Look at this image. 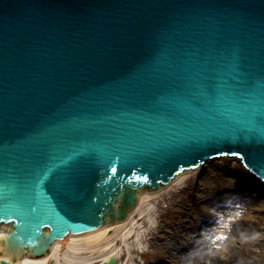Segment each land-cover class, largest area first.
<instances>
[{
  "label": "water",
  "instance_id": "water-1",
  "mask_svg": "<svg viewBox=\"0 0 264 264\" xmlns=\"http://www.w3.org/2000/svg\"><path fill=\"white\" fill-rule=\"evenodd\" d=\"M235 153L264 178V0H0L3 264Z\"/></svg>",
  "mask_w": 264,
  "mask_h": 264
},
{
  "label": "bare ground",
  "instance_id": "bare-ground-1",
  "mask_svg": "<svg viewBox=\"0 0 264 264\" xmlns=\"http://www.w3.org/2000/svg\"><path fill=\"white\" fill-rule=\"evenodd\" d=\"M214 165H230L231 168H227L223 176H217L205 185V193H208L209 197H202L204 203L209 199L210 204H212V200L218 192L247 195L242 190L241 185L247 181L248 177L235 176L236 168L239 167V169L245 171L244 175H251L245 170L244 165L238 158L232 156L213 157L207 163H204L203 167L211 168ZM201 170L200 168L185 170L176 175L175 181L157 190L143 193L139 196L138 204L129 216L123 220L107 223L98 229L58 240L52 245L53 248L48 254L30 262L29 257H25L17 261L16 264H50V262L55 264H100L111 256L118 258L122 252H126L129 248L128 241L130 239L136 241L139 249L142 247L140 244L143 240L147 244H152L153 237L149 235L152 230L151 227L159 226V209L157 208L160 205L159 198H163L165 194H170L171 200L176 203L174 196L181 190L188 193V180ZM253 179L257 183L251 187L252 192L248 194L259 192L258 188L260 189V187L258 186H264V180L261 178L256 177ZM153 203L156 204L153 205ZM179 206H181V202L175 205L178 215L182 212V209L178 210ZM258 210L260 209L258 208ZM222 215V212L216 213V215L213 213V215L208 214L204 218L198 219V229L188 231V233L184 232L185 227H188L184 226V223L175 224V228H172V230L162 229V232L158 234V241L164 249V258L151 264H210V262L213 264L214 250H218L220 245L227 249H235L239 238L248 236L252 232H256L254 235L252 234V239L257 243V246H250L249 251L250 253H256V255H263L264 226L260 223L261 219L253 225L248 220H242L236 226L235 222L229 219L234 214L227 213L228 218L226 219H221ZM217 218H220L221 221ZM153 222L157 223L154 224ZM218 227H230V229L224 231V233H216L215 229ZM236 232L239 237L234 241L230 237ZM173 233L178 235L177 238L172 237Z\"/></svg>",
  "mask_w": 264,
  "mask_h": 264
},
{
  "label": "rangeland",
  "instance_id": "rangeland-1",
  "mask_svg": "<svg viewBox=\"0 0 264 264\" xmlns=\"http://www.w3.org/2000/svg\"><path fill=\"white\" fill-rule=\"evenodd\" d=\"M227 168H231L230 165H214L209 167H202L196 175L192 176L187 184L189 186L188 193L184 190H181L175 197L176 203L172 201L170 194H165L163 198H159V223L158 227H151L150 237L152 235V244H147L145 240L141 241L140 246L138 247L134 239L128 241L129 248L126 252H122L118 257V264H151L152 262L163 259L164 249L159 243L158 234L163 230H172L175 228V224L184 223L185 227L184 232L194 231L197 228L198 219L204 218L209 215H216V213L222 212L223 215L221 219L228 218L227 213L234 214L229 219H232L236 226L242 220H248L249 223L255 224L261 219L260 223L264 226V186H258L259 192L254 194H248L252 192L251 187L257 183L253 178L254 176L244 175L245 171L242 169L236 168V175L243 178H247V181L241 185L242 190L247 195H240L237 193L229 194L218 192L215 194V197L210 204L209 199L206 200V203L203 202L202 197H209L208 193H205L206 187L212 179L217 176H223L226 173ZM239 177V178H240ZM253 177V178H252ZM198 184V186H196ZM189 195V196H188ZM181 202V206L178 207V210L182 209V212L177 214V209L175 205ZM156 203H153L155 205ZM183 207V208H181ZM258 208L260 210H258ZM220 218L217 220L221 221ZM156 224L157 222H153ZM229 224V223H228ZM230 227L216 228V233H224V231L229 230ZM256 232H252L250 235L242 236L239 238L235 249H227L224 246L220 245V248L214 250V263L213 264H264V253L263 255H256V253H250V246L256 247L257 243L253 241V236ZM171 236V235H170ZM177 238V234L173 233L172 237ZM229 237V235H228ZM239 237V234L236 232L230 239L236 241ZM242 242L240 243V241ZM240 243V244H239ZM121 245V244H119ZM165 246V245H164ZM163 246V247H164ZM136 261V262H135ZM169 264V263H167ZM210 264H212L210 262Z\"/></svg>",
  "mask_w": 264,
  "mask_h": 264
},
{
  "label": "snow or ice",
  "instance_id": "snow-or-ice-1",
  "mask_svg": "<svg viewBox=\"0 0 264 264\" xmlns=\"http://www.w3.org/2000/svg\"><path fill=\"white\" fill-rule=\"evenodd\" d=\"M243 131L245 132V134H255L257 133L258 130L255 127H252V128H245ZM217 154H222V153H217ZM235 155H239V153H235ZM192 166L195 167V165ZM111 170L112 172H115L116 168L113 167Z\"/></svg>",
  "mask_w": 264,
  "mask_h": 264
}]
</instances>
